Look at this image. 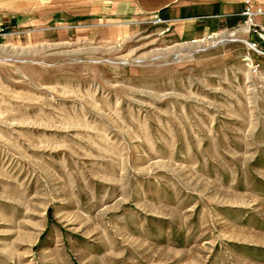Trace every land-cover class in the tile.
<instances>
[{
  "label": "rangeland",
  "instance_id": "1",
  "mask_svg": "<svg viewBox=\"0 0 264 264\" xmlns=\"http://www.w3.org/2000/svg\"><path fill=\"white\" fill-rule=\"evenodd\" d=\"M194 1L0 0V264H264V0Z\"/></svg>",
  "mask_w": 264,
  "mask_h": 264
},
{
  "label": "crops",
  "instance_id": "2",
  "mask_svg": "<svg viewBox=\"0 0 264 264\" xmlns=\"http://www.w3.org/2000/svg\"><path fill=\"white\" fill-rule=\"evenodd\" d=\"M218 0H198L191 2L190 4L182 5H168L163 4L153 11L154 15H157L160 19H163L168 24H183L179 33H192L204 34L208 30V21L205 18L209 17L214 12H221L218 9ZM225 7H229L228 10L235 12L239 7L236 3L225 2ZM216 8V9H215ZM244 4L242 5V11ZM153 15V16H154ZM197 30V31H196Z\"/></svg>",
  "mask_w": 264,
  "mask_h": 264
},
{
  "label": "built area",
  "instance_id": "3",
  "mask_svg": "<svg viewBox=\"0 0 264 264\" xmlns=\"http://www.w3.org/2000/svg\"><path fill=\"white\" fill-rule=\"evenodd\" d=\"M263 11L261 9H257L255 8V5L252 2L246 1L244 2V10L242 11V14L245 15L247 17V20L250 21V24L252 25V29L251 31L255 34H257L259 41L257 43L255 42H247L249 47L259 53L264 54V51L262 50V47H264V30L263 29H258L257 26H255V24L253 23V17L258 15V14H262ZM155 20L157 22H162L161 19L156 18Z\"/></svg>",
  "mask_w": 264,
  "mask_h": 264
}]
</instances>
